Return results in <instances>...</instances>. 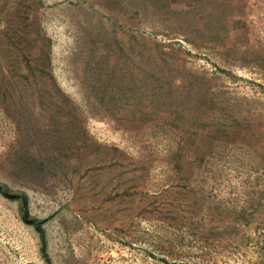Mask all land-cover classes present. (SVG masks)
<instances>
[{
	"label": "rangeland",
	"instance_id": "374dc122",
	"mask_svg": "<svg viewBox=\"0 0 264 264\" xmlns=\"http://www.w3.org/2000/svg\"><path fill=\"white\" fill-rule=\"evenodd\" d=\"M0 264H264V0H0Z\"/></svg>",
	"mask_w": 264,
	"mask_h": 264
},
{
	"label": "trees",
	"instance_id": "16d2710c",
	"mask_svg": "<svg viewBox=\"0 0 264 264\" xmlns=\"http://www.w3.org/2000/svg\"><path fill=\"white\" fill-rule=\"evenodd\" d=\"M1 187V185H0ZM1 189L4 191V193L9 194L11 192H9L8 188L2 186ZM17 197L20 200V209H21V214L23 219L32 224L35 228V230L38 232L40 240H41V250H42V254L47 262V264H51V261L48 257L47 251H46V239H45V231L44 228L42 226V221L31 217L28 211V207H27V196L24 193H19L17 194Z\"/></svg>",
	"mask_w": 264,
	"mask_h": 264
}]
</instances>
